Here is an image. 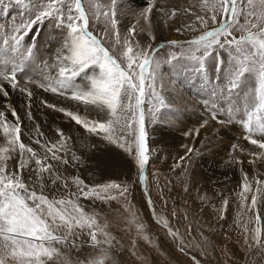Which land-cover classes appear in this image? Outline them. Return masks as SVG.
<instances>
[{
	"label": "rangeland",
	"instance_id": "obj_1",
	"mask_svg": "<svg viewBox=\"0 0 264 264\" xmlns=\"http://www.w3.org/2000/svg\"><path fill=\"white\" fill-rule=\"evenodd\" d=\"M88 41L119 76L109 85ZM219 104L243 115L232 147L253 205L225 217L209 204L200 233L175 200L194 155L210 175L227 151L190 142ZM73 116L94 122L109 170L87 176L78 152L54 145ZM0 127L61 174L34 202L19 185L14 205L0 193V264H264V0H0Z\"/></svg>",
	"mask_w": 264,
	"mask_h": 264
},
{
	"label": "bare ground",
	"instance_id": "obj_2",
	"mask_svg": "<svg viewBox=\"0 0 264 264\" xmlns=\"http://www.w3.org/2000/svg\"><path fill=\"white\" fill-rule=\"evenodd\" d=\"M83 45H85V49H87L90 55H88V57L94 61L100 74L102 73L105 75L107 80H105L106 84L109 85L111 83V78L109 76H112L113 78L119 77L116 71L106 61L103 54L100 53L95 46H93L89 41L87 43H83ZM14 100L15 102H20L22 100L21 93H18ZM101 100L102 99L100 98L99 101ZM211 110L212 117L210 120H202V123L199 126L194 129H189L191 134L196 133L198 135L196 142L195 140H190L191 145L197 146L198 144H201L204 148L212 147V149H214L221 147L222 144L223 150L227 148V151L222 152L220 149V151L214 149L215 157L218 155V159H220V161H215L214 157L211 165L212 172L210 175L204 173L200 166L196 167V158H202L205 154H197L196 156L193 154L194 157L192 158L194 160L191 162L189 161L184 169V187L181 191H179L181 200H175V202H177L175 205L178 209H181L180 213H182L185 221L189 224V219H191L194 226L195 223L198 224L197 228H200V233L208 232L204 230L203 226L207 221V217L215 216L213 214H215L217 210L222 211V213L225 214V217H228V215L234 211H239L240 207L243 205L244 207H247V212L250 214L249 209L250 206L253 205V197L250 192L252 170L250 171L249 169H244L242 165L239 164V154L232 147L233 137L235 136L234 134L238 131L237 126L239 125V118H242L241 116L243 115L240 116V110H235L233 113L226 112L221 104L213 107ZM102 119H104V117ZM240 123L243 130L250 132V129H244L246 125H243L245 124L243 121ZM92 126H94V122L90 123L88 120L82 121V119H78L73 116L71 117L69 126L65 130L61 128L58 130L56 127L51 134V138L55 146L62 145L66 147V145L69 144L70 149L74 152H78L76 156L78 158H83L86 163L87 176L94 169L97 171H106L111 167L110 164L106 163L104 154L99 151V149H96V147L92 148L90 146L91 139L88 134ZM233 131L234 133H232ZM211 132H213V135H211ZM219 134L222 135V137L224 136L226 140H230L229 143H225V140L220 142L218 137ZM183 139L188 142L187 136ZM15 140L16 138L9 132L6 133L5 131L0 133V193L1 195L6 193V195L10 196L9 192L12 193L13 190L11 188L19 185L23 187L24 192L29 194L30 201L34 202L36 200H40L48 194V192L54 191L58 179L60 180L61 174L57 169L56 160H54L52 155H50L36 142L32 144L28 143L26 147H18L17 143H19V141L16 143ZM23 153H26L27 157H29V159L25 162L19 160ZM72 156L76 159L75 154ZM207 163L208 162H206V164ZM20 167H24V171L23 169L21 170L24 172L23 175L18 174ZM8 198V203L13 204V198H11V196ZM211 203H214L215 206V213L212 212L213 214H209L207 210L208 207L211 209V206H209ZM19 204L20 203L18 202L15 206L18 207ZM33 205H36V203H29V205L26 206L27 208H31L29 209V212H39L40 208L41 211H43L42 205L32 207ZM202 207H204L203 211L200 210ZM211 233L214 234L215 232H212L211 230Z\"/></svg>",
	"mask_w": 264,
	"mask_h": 264
}]
</instances>
